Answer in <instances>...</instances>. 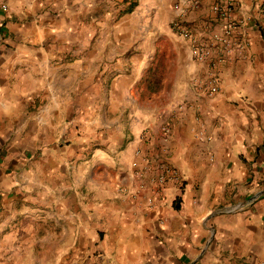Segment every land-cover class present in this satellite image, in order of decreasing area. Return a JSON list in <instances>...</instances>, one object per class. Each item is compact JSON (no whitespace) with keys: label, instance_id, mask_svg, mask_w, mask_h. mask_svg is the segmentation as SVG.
<instances>
[{"label":"crops","instance_id":"crops-1","mask_svg":"<svg viewBox=\"0 0 264 264\" xmlns=\"http://www.w3.org/2000/svg\"><path fill=\"white\" fill-rule=\"evenodd\" d=\"M214 1L138 0L184 54L166 101L148 107L123 86L121 64L141 57L113 56L98 136L76 129L94 119L96 68L111 61L89 38L109 0H0V264H264V0H235L233 50L198 64L172 22L202 29ZM116 110L125 126L109 120ZM158 163L182 184L155 197Z\"/></svg>","mask_w":264,"mask_h":264},{"label":"rangeland","instance_id":"rangeland-1","mask_svg":"<svg viewBox=\"0 0 264 264\" xmlns=\"http://www.w3.org/2000/svg\"><path fill=\"white\" fill-rule=\"evenodd\" d=\"M118 2V0H109L108 8L105 9V12L94 16V25L89 38H92L96 52L100 56H110L111 61H106L104 64L100 63L99 68H96L94 86L98 91L96 93L97 107L94 110L95 117L92 121L88 119L79 122L80 128L76 129L79 134L92 133L99 136L106 129L103 125L105 121L102 119V108L105 101L103 91L112 86L114 87L118 82L117 74H113L116 66L114 61H112L113 56L118 54L125 56L138 55L141 57V62L137 64H121L123 66L122 71H125L127 75L123 80V86L130 88V94L137 98L138 104L148 107L151 101L158 100L161 103L166 101L167 93L169 94L171 91L173 78L178 72V64L175 57L184 54L183 48L177 43L178 41L172 39L173 37L167 28L164 15L155 17L149 11L140 13L134 9L129 14L118 16V12L123 7L122 5L118 6ZM152 23H157L158 27L152 28ZM102 41H106V43L102 45ZM117 42L124 43L121 46H117ZM134 65L137 72L136 76L130 74ZM106 66L111 68L112 73L108 76H103L101 73L102 67ZM79 113L85 116L87 111ZM161 116H164L163 112ZM93 120L96 122L92 123ZM109 120L116 126L118 124L125 126L126 114L120 110L112 111ZM70 128L72 127H70L69 122L64 123L66 134L69 133L67 130ZM162 129L161 126L160 130ZM114 132L119 134L117 128H114L111 133ZM69 144V138H64L62 145L68 146ZM9 227L10 225L7 230L3 229V231L9 232ZM4 236V238L0 239V244L2 247L7 246L9 248V253L6 255V257H9L10 235Z\"/></svg>","mask_w":264,"mask_h":264},{"label":"built area","instance_id":"built-area-1","mask_svg":"<svg viewBox=\"0 0 264 264\" xmlns=\"http://www.w3.org/2000/svg\"><path fill=\"white\" fill-rule=\"evenodd\" d=\"M184 1H188L190 7H196L199 3V0ZM234 5L235 0H215L211 5L214 20L211 24L207 23L202 29L187 26L178 20L172 22L174 32L187 42L190 57L194 62L198 64L210 63L213 61L214 53L218 55L229 54L233 50L232 40L238 29L237 22L231 17V10ZM245 45L246 42L242 41L238 45V48L243 49ZM218 81L217 76L211 75L201 85L203 93L208 98H212L218 94ZM162 130L166 132V127H163ZM145 165L147 166L146 162ZM133 166L135 167L136 164L134 163ZM145 171L146 168L134 171V178L139 183L142 182ZM170 182L181 186L182 180L179 172L164 163H158L156 165V176L152 180L153 195L160 197L162 188H164L166 183ZM140 186L142 185L140 184Z\"/></svg>","mask_w":264,"mask_h":264},{"label":"trees","instance_id":"trees-1","mask_svg":"<svg viewBox=\"0 0 264 264\" xmlns=\"http://www.w3.org/2000/svg\"><path fill=\"white\" fill-rule=\"evenodd\" d=\"M118 6L122 5L123 7L118 12V16L126 15L131 13L136 6L138 5V0H118ZM178 208V206H175Z\"/></svg>","mask_w":264,"mask_h":264}]
</instances>
